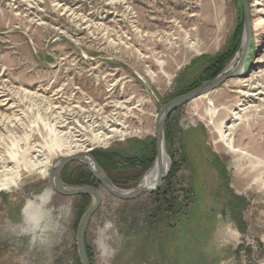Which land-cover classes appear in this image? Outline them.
I'll return each instance as SVG.
<instances>
[{
	"label": "rangeland",
	"instance_id": "374dc122",
	"mask_svg": "<svg viewBox=\"0 0 264 264\" xmlns=\"http://www.w3.org/2000/svg\"><path fill=\"white\" fill-rule=\"evenodd\" d=\"M249 3L245 76L178 109L167 121L168 139L165 130L166 151L179 165L172 184L194 193L187 226L195 237L186 248L202 264H264V177L255 170L264 161V120L249 115L239 122L236 153L220 141L244 101L239 92L249 91L241 80L264 88V0ZM241 21L237 0H0V264H78L82 203L53 190L55 166L80 148L114 150L155 138L162 108L199 78L208 65L201 58L231 46ZM112 129L122 133L101 140ZM81 166L66 169L76 174ZM138 175L119 174L120 189H135L144 178L133 182ZM94 181L101 196L87 232L94 264H161L173 217L156 214L159 196L120 200ZM44 187L56 205L70 202L71 214L50 248H30L6 229L19 220L25 199ZM91 205L90 198L84 213ZM240 212L245 233L235 222ZM105 220L115 226L114 253L101 257L93 241ZM167 249L172 257L174 244Z\"/></svg>",
	"mask_w": 264,
	"mask_h": 264
},
{
	"label": "trees",
	"instance_id": "16d2710c",
	"mask_svg": "<svg viewBox=\"0 0 264 264\" xmlns=\"http://www.w3.org/2000/svg\"><path fill=\"white\" fill-rule=\"evenodd\" d=\"M237 1L242 8L240 0ZM243 30L244 21H241V24L239 25L236 33L233 36L231 46L225 52H222L215 57L201 58L202 60L208 61V65L204 68L199 78H197V80L191 85L185 86L183 89L176 92L174 95H172L171 98L184 95L197 88L204 82L212 80L220 73H222L239 50ZM165 130L166 139H168V124H166ZM129 144L130 146L126 148L114 150H96L91 152L93 157L96 159V161L104 171L106 177L116 187L119 188H125L119 178V174L127 170L138 171V179H133V182L138 184L141 181L140 178L144 177V181V179L148 176L157 159L156 138L134 140L132 142H129ZM172 165V170L167 179L164 181L163 188L154 194L159 196L156 214L162 218H165L167 215L173 217L171 219V222H169L167 225L170 233L167 234L166 248L164 246L165 249L163 248L160 250V253L162 254L161 264H192L194 263V261L199 264V262L201 261L198 258V252L195 251L193 253H190L188 247L186 248L188 243L192 242L193 238L195 237L194 232L187 226V221H189L187 220V209L188 205L193 202L194 193L190 185L186 187H180V189H176L173 186L172 180L177 176L179 172V165H177V163L175 162ZM224 170L222 168L223 173ZM62 181L64 184L72 187H87L95 185L94 177L86 166H81V169L76 174H70L69 171L65 169L62 175ZM79 199L82 203L81 215H84L86 204L88 203L90 197L81 196L79 197ZM239 201L243 202V200L240 198ZM231 209L233 210V212H236L238 210L236 206H232ZM242 210L243 209L241 208L240 211ZM235 222L237 223L240 232L245 233L246 228L244 226L245 223L242 219L241 212L238 214V216L235 217ZM149 223L150 226H153L155 224L153 220H150ZM169 242H172L176 248L175 253L172 257L168 255L167 248ZM242 248V246L238 248L237 254H239ZM87 252L90 264H94V255L88 243ZM248 252L251 253L250 250ZM76 262L78 264H81L78 255H76Z\"/></svg>",
	"mask_w": 264,
	"mask_h": 264
},
{
	"label": "water",
	"instance_id": "95a60500",
	"mask_svg": "<svg viewBox=\"0 0 264 264\" xmlns=\"http://www.w3.org/2000/svg\"><path fill=\"white\" fill-rule=\"evenodd\" d=\"M240 2L243 8L244 33L242 38V44L240 46V48H243V53L241 56L237 54L234 61L236 62L238 60L237 68L231 72H229V68H227L225 71L220 73L214 79L206 81L203 84H201L199 87L191 90L190 92L172 99L162 108L161 114L157 120V125H156L155 138L157 141V159L154 166L160 163L162 152H164V149L166 148V142H165L166 124L173 113H175L178 109L188 104L189 102L219 89L227 81L231 79H240L245 76V70L249 60V55L252 45V19H251V8H250L249 0H240ZM169 161H170V166L167 172L165 174L161 173L158 183L155 185L154 188L147 189L146 187L142 186V182H141L135 189L127 190V191L116 187L106 177L104 171L102 170L96 159L93 157V155L90 153V151L76 153L74 155L67 156L63 158L55 166V168L50 174V182H52V188L56 193L64 197L89 196L92 199V205L82 217L76 233L77 254L81 264H90L88 252H87V232L92 217L94 216V214L97 212V210L101 205V196L98 188L95 186L66 187L62 181V175L66 167L73 162L82 163L89 169L90 173L93 175L97 183L101 187H103L110 195L120 200L129 201L143 194L157 193L161 189L164 181L167 179V177L170 174L172 168V161L170 157H169Z\"/></svg>",
	"mask_w": 264,
	"mask_h": 264
},
{
	"label": "clouds",
	"instance_id": "9594fccd",
	"mask_svg": "<svg viewBox=\"0 0 264 264\" xmlns=\"http://www.w3.org/2000/svg\"><path fill=\"white\" fill-rule=\"evenodd\" d=\"M55 193L50 187L32 193L25 199L20 208L19 220L9 222L7 231L17 240L27 239L30 248H50L62 228V221L71 214V203L56 205ZM114 223L105 220L102 226H97L93 241L101 257L114 253L110 246L113 238Z\"/></svg>",
	"mask_w": 264,
	"mask_h": 264
},
{
	"label": "bare ground",
	"instance_id": "6f19581e",
	"mask_svg": "<svg viewBox=\"0 0 264 264\" xmlns=\"http://www.w3.org/2000/svg\"><path fill=\"white\" fill-rule=\"evenodd\" d=\"M237 66H238V60L229 67V72L234 71L237 68ZM240 83L241 85H243V87H246V89H249V91L239 92V94L241 95V98L244 101L243 103L239 105L240 106L239 111L235 113V119H233V124L230 125L229 127L227 126V128H224L225 129L224 134L222 138L220 139L221 142H224L225 145L229 147L230 149H232L235 153L238 150H236L233 147L234 144L232 141V135L233 133H235L236 129H238L239 125L242 124V123L239 124V122H244L245 121L244 117L249 116V115H256L264 120V88H262L259 85H256L255 83H253L254 84L253 85L252 80L248 78L241 80ZM251 103H258V104L250 105ZM121 133L122 132L118 129H112L109 131L108 134H104L100 136V138L101 140H107V139L112 138L114 135L121 134ZM81 152H85V150L83 148H80L77 151L72 152V154L70 153L68 156L74 155L76 153H81ZM169 166H170V161H169L168 153L165 148L164 152H162L160 163L156 164L152 168L148 176L142 182V186L146 187L147 189L154 188L155 185L158 183L161 173L165 174ZM256 166H257L255 169L256 173H259L261 177L262 176L264 177V161L258 162Z\"/></svg>",
	"mask_w": 264,
	"mask_h": 264
},
{
	"label": "crops",
	"instance_id": "0c3cea01",
	"mask_svg": "<svg viewBox=\"0 0 264 264\" xmlns=\"http://www.w3.org/2000/svg\"><path fill=\"white\" fill-rule=\"evenodd\" d=\"M195 130V129H194ZM199 264H202V262H199Z\"/></svg>",
	"mask_w": 264,
	"mask_h": 264
}]
</instances>
